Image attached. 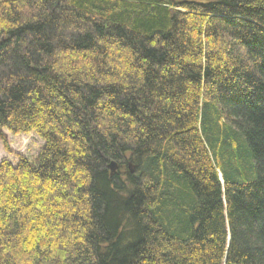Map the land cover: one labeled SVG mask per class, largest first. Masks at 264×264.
Wrapping results in <instances>:
<instances>
[{"label": "trees", "instance_id": "obj_1", "mask_svg": "<svg viewBox=\"0 0 264 264\" xmlns=\"http://www.w3.org/2000/svg\"><path fill=\"white\" fill-rule=\"evenodd\" d=\"M0 128V264H264V0H0Z\"/></svg>", "mask_w": 264, "mask_h": 264}, {"label": "rangeland", "instance_id": "obj_2", "mask_svg": "<svg viewBox=\"0 0 264 264\" xmlns=\"http://www.w3.org/2000/svg\"><path fill=\"white\" fill-rule=\"evenodd\" d=\"M179 1H195L209 2L210 0H179ZM45 141L36 133H18L14 134L7 129L0 128V163L8 160L16 165L20 160L26 159L29 162H34L40 151L42 150ZM119 168V166H118ZM117 168V171H118ZM129 170L135 173V165L129 164Z\"/></svg>", "mask_w": 264, "mask_h": 264}, {"label": "water", "instance_id": "obj_3", "mask_svg": "<svg viewBox=\"0 0 264 264\" xmlns=\"http://www.w3.org/2000/svg\"><path fill=\"white\" fill-rule=\"evenodd\" d=\"M109 169H110V173L111 175L114 174L117 171L118 168V164L116 161H111L110 164L108 165ZM132 171V170H131Z\"/></svg>", "mask_w": 264, "mask_h": 264}]
</instances>
